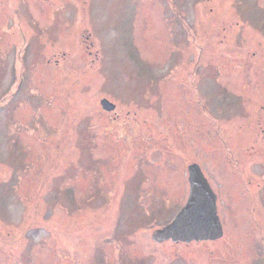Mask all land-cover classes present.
Listing matches in <instances>:
<instances>
[{
  "label": "rangeland",
  "instance_id": "rangeland-1",
  "mask_svg": "<svg viewBox=\"0 0 264 264\" xmlns=\"http://www.w3.org/2000/svg\"><path fill=\"white\" fill-rule=\"evenodd\" d=\"M244 73L248 87L236 95L226 80L234 89ZM196 85L208 107L230 118L244 120L246 100L251 125L264 117V0H0V264H81L86 243L98 244L97 231L116 225L90 211L116 207L83 209L79 187L67 189L68 173L59 181L55 175L72 149L73 177L99 170L90 133L99 131L100 100L165 104L178 117L186 90ZM154 125L168 132L162 147L182 153L173 140L177 128ZM163 140L156 135L154 146ZM174 175L182 179V172ZM177 201L150 220L175 216ZM67 209L78 211L71 245ZM83 220L91 222L90 242L78 230ZM143 231L135 234L143 260L121 248L90 249L85 264H228L227 251L204 242L158 245L150 228Z\"/></svg>",
  "mask_w": 264,
  "mask_h": 264
},
{
  "label": "flooded vegetation",
  "instance_id": "flooded-vegetation-1",
  "mask_svg": "<svg viewBox=\"0 0 264 264\" xmlns=\"http://www.w3.org/2000/svg\"><path fill=\"white\" fill-rule=\"evenodd\" d=\"M198 75L200 73L196 77ZM76 78L81 79V75L77 74L73 79ZM237 79V87L231 88L226 80L227 86L236 95H245L249 84L245 80L249 79L245 73L243 77L238 74ZM199 87L196 85L193 90H186L187 98H183L184 107L178 117H171L170 108L165 104L144 107L137 103L118 106L113 102L110 109L102 107L104 98L100 100L99 131L90 133L93 156L99 170L88 172L90 180L84 172L77 171L73 177L72 162L78 159V155L72 149L67 165L56 173L54 179L59 181L58 178L68 173L67 189L75 185L79 187L78 201L83 202V209L109 202H113V209L116 207L113 213L85 209L98 214L95 216L108 217L110 223L112 218L116 221L111 228L97 231L98 244L90 246L86 243L85 259L89 257L90 249L121 248V251H131L129 256L134 261L143 260L137 253L143 248L141 241L135 240L138 229L144 233L145 228H150L149 233L158 245L169 242L156 241L153 232L169 223L174 216L164 223H154L150 218L171 208L175 197H178L175 204L182 202V207L187 204L192 193L190 171L194 168L201 176L199 183L205 184L215 197L222 230L220 237L198 242L210 245L213 251H227L228 264H264V196L259 195V190L264 187V117L258 115L257 121L251 125L250 103L246 100L244 120L240 122L230 118L227 110L208 107L199 97ZM160 92L163 96V91ZM193 103L195 107H192ZM143 111L147 115H143ZM156 121L167 129L177 128L173 140L177 138L176 142L182 144V153L175 148L162 147L169 141L162 133L167 135L168 132L155 126ZM156 135L166 141L154 146ZM172 154L176 157L171 158ZM176 171L182 172V179L174 178ZM121 188L130 189L131 194L119 195ZM73 213L75 215L78 211ZM73 213L68 210L66 225L70 245L75 242L77 218ZM85 220L81 221L78 230L88 239L91 222ZM57 231L60 230H56L53 236L59 235ZM108 237L109 242L106 241ZM73 251L75 253L76 250ZM113 256L114 253L110 254L109 262L116 261ZM85 259L80 261L81 264L87 262Z\"/></svg>",
  "mask_w": 264,
  "mask_h": 264
},
{
  "label": "water",
  "instance_id": "water-1",
  "mask_svg": "<svg viewBox=\"0 0 264 264\" xmlns=\"http://www.w3.org/2000/svg\"><path fill=\"white\" fill-rule=\"evenodd\" d=\"M109 103V106L106 105ZM103 104L107 108H112L108 100ZM201 176L197 170L192 168L190 181L192 193L188 203L178 212L174 219L156 229L153 238L156 241L172 239L174 241L207 240L216 239L221 236V224L216 212L215 197L205 184H200Z\"/></svg>",
  "mask_w": 264,
  "mask_h": 264
}]
</instances>
